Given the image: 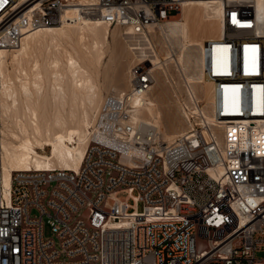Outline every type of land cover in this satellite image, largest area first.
<instances>
[{"label": "built area", "instance_id": "2783aa9c", "mask_svg": "<svg viewBox=\"0 0 264 264\" xmlns=\"http://www.w3.org/2000/svg\"><path fill=\"white\" fill-rule=\"evenodd\" d=\"M260 3L223 0L225 33L201 50L213 120L197 102L190 129L172 142L134 123V97L153 85L150 60L132 66L130 91L105 100L76 171L16 172L6 188L0 133V264H264ZM181 8L179 0H0V57L66 19L145 35Z\"/></svg>", "mask_w": 264, "mask_h": 264}, {"label": "bare ground", "instance_id": "6f19581e", "mask_svg": "<svg viewBox=\"0 0 264 264\" xmlns=\"http://www.w3.org/2000/svg\"><path fill=\"white\" fill-rule=\"evenodd\" d=\"M179 1V18L150 26L145 35L128 28L121 34L137 63L152 64L151 89L134 97V123L156 128L168 143L190 129V113L200 112L197 102L204 103L203 115L213 120V89L202 70L201 50L205 42L225 33L223 0ZM112 30L97 18L66 19L27 36L17 50L1 52V167L6 188L16 172L81 167L98 135L96 114L110 97L104 99V88L121 94L125 90L119 85L125 81L129 91L132 87V68L125 79L114 74L117 68L111 72L108 64L104 67L106 51L117 46L118 32ZM115 57L122 64V57ZM219 132L223 138L224 131Z\"/></svg>", "mask_w": 264, "mask_h": 264}, {"label": "rangeland", "instance_id": "374dc122", "mask_svg": "<svg viewBox=\"0 0 264 264\" xmlns=\"http://www.w3.org/2000/svg\"><path fill=\"white\" fill-rule=\"evenodd\" d=\"M182 12V8H181V11L177 14V13H174V16L176 17V18H179L180 16H181V13ZM75 21V20H74ZM110 29H115V31H117L118 32V38H117V46H115V45H113L112 44V46H110V49L108 50V51H106L107 53H106V56H105V60H104V67L106 66V64H108V68L111 70V72H113V71H115L116 70V68H117V70L115 71V73L114 74H118L119 76H124L125 77V79L126 78H128V76H129V74H128V72L130 71V69L132 68V66H134L137 62H138V60L136 61L134 58H135V56L132 54V52H130V50H129V48H128V46H127V44L125 43V41H124V39H123V37H122V33H124V30L123 29H121V28H119V27H111ZM112 30V31H113ZM120 34V35H119ZM127 46V47H126ZM114 47H116V48H114ZM126 49V50H125ZM116 55H119V56H121L122 57V59H121V61L120 62H122V64L121 63H118L117 62V60L116 61H114L115 59H117V57H115ZM112 57V58H111ZM110 61V62H109ZM127 61V62H126ZM107 62V63H106ZM115 62V63H114ZM113 63H114V65H113ZM119 64V65H118ZM121 64V65H120ZM132 64V65H131ZM118 65V66H117ZM110 66V67H109ZM112 66V67H111ZM114 66V67H113ZM117 66V67H116ZM115 68V70H112V69H114ZM118 87V86H117ZM119 87H120V89H119ZM119 87H118V89L119 90H122V91H127L128 90V88H129V85H128V83L125 81L123 84H122V86H120L119 85ZM109 87H107V88H104V90H103V93H104V99L108 96V95H111V94H114V92H113V89L112 88H109ZM107 90V91H106ZM124 91V92H125ZM164 130V129H163ZM142 205H139V210L140 211H142ZM46 233H47V235L48 236H50L51 235V230H50V228L47 226V229H46ZM259 256L260 257H262L263 256V254H259Z\"/></svg>", "mask_w": 264, "mask_h": 264}]
</instances>
